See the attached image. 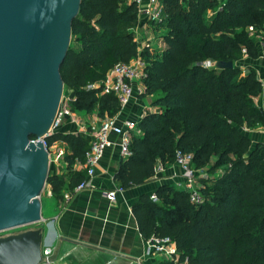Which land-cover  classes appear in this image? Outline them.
I'll return each instance as SVG.
<instances>
[{
  "label": "trees",
  "instance_id": "trees-1",
  "mask_svg": "<svg viewBox=\"0 0 264 264\" xmlns=\"http://www.w3.org/2000/svg\"><path fill=\"white\" fill-rule=\"evenodd\" d=\"M264 0H163L155 25L163 48L146 45L142 99L150 107L136 123L130 157L118 164L114 179L127 190L148 182L157 168L173 164L179 151L192 158L200 203L170 185L142 195L130 208L140 237L168 238L179 264H264V144L252 145L241 129L264 126L254 104L261 92L255 73L237 66L244 56H264V40L249 36L261 31ZM137 25L131 0H80L70 26V41L59 68L71 112L98 120L120 111L113 95H100L98 84L115 65L136 57L130 29ZM230 62L231 69H215ZM33 139V138H31ZM46 145L63 143L67 167L83 162L87 139L54 132ZM85 174L64 177L48 172L45 186L52 195L71 191ZM169 264V263H165Z\"/></svg>",
  "mask_w": 264,
  "mask_h": 264
},
{
  "label": "water",
  "instance_id": "water-1",
  "mask_svg": "<svg viewBox=\"0 0 264 264\" xmlns=\"http://www.w3.org/2000/svg\"><path fill=\"white\" fill-rule=\"evenodd\" d=\"M79 3L0 0V233L42 222L38 199L48 159L30 139L50 136L62 93L59 68ZM42 245L40 228L1 237L0 264H40Z\"/></svg>",
  "mask_w": 264,
  "mask_h": 264
},
{
  "label": "crops",
  "instance_id": "crops-1",
  "mask_svg": "<svg viewBox=\"0 0 264 264\" xmlns=\"http://www.w3.org/2000/svg\"><path fill=\"white\" fill-rule=\"evenodd\" d=\"M136 27L138 44L143 45L149 41L147 46L150 50H154L152 37L156 31L155 25L148 24L141 16L137 18ZM158 45L163 48L160 43ZM258 46L261 48V43H258ZM237 66L243 74L252 70L260 82L261 92L253 101L264 115V56L260 53L254 60L243 56ZM151 101V97L140 99L136 95L115 115L116 122L119 125L125 121L137 123L146 111L153 112L150 107ZM91 118L97 119L95 115ZM71 130L72 126L65 122L59 128V133L69 134ZM241 131L252 145L264 144V126L252 130L241 129ZM109 140L111 146L104 151L93 177L87 179L83 190L72 193L66 203L62 201V197L70 192L67 188L62 189L60 196L57 197L52 195L49 187H46L39 196L42 218L39 228L42 230L43 245L51 248L49 258L51 264L166 263L158 257H150L146 254V241L138 234L130 208L140 196L153 195L161 185L174 187L175 183L181 182V174L173 165L163 167L162 172H156L145 184L122 190L115 195L113 202H108L104 193L119 187L114 176L121 161L118 138L110 136ZM53 147L61 149L63 156L58 161L51 159L48 165L49 173L62 176L66 181L70 179L71 174H85L83 167L77 161L67 167L64 155L69 152L65 144L57 142ZM53 154H55L54 150Z\"/></svg>",
  "mask_w": 264,
  "mask_h": 264
},
{
  "label": "built area",
  "instance_id": "built-area-1",
  "mask_svg": "<svg viewBox=\"0 0 264 264\" xmlns=\"http://www.w3.org/2000/svg\"><path fill=\"white\" fill-rule=\"evenodd\" d=\"M162 1L131 0L136 6L137 18L142 16L148 24L153 26L159 24L161 21ZM250 31L253 30L248 29V32ZM261 32L264 33V24L262 25ZM130 33L133 35V41L137 45L136 57L128 64H119L112 67L104 75L100 83L87 85L84 88V90L99 89L100 95H113L118 102L120 110L126 107L136 95L139 96L143 92L142 79L144 77L145 62L139 57V53L149 41H146L143 45L138 44L137 27L131 28ZM65 122L72 126L69 134L81 135L87 139V150L83 155V162L81 163L85 171V178L72 191L63 195L62 201L64 203L70 199L72 193L83 190L86 186L87 179L89 180L93 177L95 168L104 151L111 146L110 136L118 138L119 156L122 160H125L130 157L128 146L131 137L139 134L135 122L125 121L122 125H119L114 117H106L102 120L78 117V114L70 111L68 97L61 93L58 109L51 123L48 135L57 132L56 130ZM37 141L42 144V147L47 153L48 165L51 159L58 161L62 158L63 151L61 149H55L53 147L54 143L47 146L44 138L30 139V142L33 144ZM53 150L55 154L52 155ZM172 165L181 174V182L175 183L174 188L187 192L191 202L200 203L202 200L196 191V179L204 177V174L200 170L193 168L191 156L176 151ZM161 169L162 167L159 166L156 172H162ZM121 192L122 189L116 188L111 192L104 193V196L108 202H113L115 195ZM150 199L155 201L154 195H151ZM146 254L150 257H158L161 261L169 264H179L178 253L174 244L168 238L152 237L147 240ZM50 255L51 248L42 245L40 249V264H51L49 261Z\"/></svg>",
  "mask_w": 264,
  "mask_h": 264
},
{
  "label": "rangeland",
  "instance_id": "rangeland-1",
  "mask_svg": "<svg viewBox=\"0 0 264 264\" xmlns=\"http://www.w3.org/2000/svg\"><path fill=\"white\" fill-rule=\"evenodd\" d=\"M247 33H248V31H247ZM249 36H252V37H254L257 41H258V43H260V41H262V40H264V33L263 32H261V31H259V32H255V31H250L249 33ZM162 35V33L161 32H158L157 30L155 31V33H154V35H153V46H154V50L153 51H156V50H158V49H161V47L158 45V38L160 37ZM64 88L62 87V94L63 95H68V93L65 91V90H63ZM121 111V110H120ZM119 111V112H120ZM118 112V113H119ZM117 113V114H118ZM116 114V115H117ZM92 116H94V114H90V115H88L87 117L88 118H91ZM78 117H83L81 114H79L78 115ZM60 128V127H59ZM58 128V129H59ZM56 130L57 132H59V130ZM46 188V186H44V188H43V190H42V192L44 191V189ZM41 192V193H42ZM40 227V224L38 223V224H34V225H29V226H25V227H21V228H16V229H13V230H9V231H5V232H1L0 233V238L1 237H5V236H8V235H14V234H17V233H21V232H24V231H28V230H34V229H38Z\"/></svg>",
  "mask_w": 264,
  "mask_h": 264
}]
</instances>
